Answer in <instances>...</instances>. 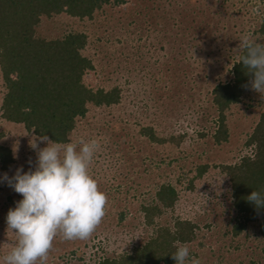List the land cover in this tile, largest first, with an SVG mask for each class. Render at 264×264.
Segmentation results:
<instances>
[{"label":"rangeland","instance_id":"obj_1","mask_svg":"<svg viewBox=\"0 0 264 264\" xmlns=\"http://www.w3.org/2000/svg\"><path fill=\"white\" fill-rule=\"evenodd\" d=\"M263 18L264 0H125L104 7L93 19L65 14L42 19L39 36H87L83 54L93 64L84 76L88 87L120 90L118 104L90 106L69 141L98 139L101 148L89 170L107 194L106 215L88 239L58 236L47 264H98L101 257H116L147 239L152 226L145 224L140 205L162 183L175 187L179 198L174 210L155 222L170 225L180 218L197 224V239L188 244L190 257L201 264H264V239L256 223L236 238L231 235L237 215L220 167L252 154L246 141L264 112V94L249 88L225 111L227 141L216 144L212 138L218 115L212 90L232 80L245 34L264 43L256 33ZM5 91L0 73V104ZM142 129H151L157 139H184L179 145L160 143ZM35 137L2 119L0 110V145L14 158L0 177L13 176L20 166L34 170L30 143ZM198 165L208 169L191 187L188 180ZM21 199L0 182V264L17 243L6 216Z\"/></svg>","mask_w":264,"mask_h":264},{"label":"trees","instance_id":"obj_2","mask_svg":"<svg viewBox=\"0 0 264 264\" xmlns=\"http://www.w3.org/2000/svg\"><path fill=\"white\" fill-rule=\"evenodd\" d=\"M124 3L125 0H0V73L6 90L0 104L1 118L22 125L36 137L47 135L53 141L66 143L75 131L77 119L84 118L90 106L118 104V87L93 89L84 83L86 72L93 69L91 60L83 54L87 42L84 33L46 38L39 36L37 28L44 18L65 14L81 20L93 19L104 7ZM257 28L256 33L264 42V18ZM244 54L241 49L231 69L232 80L219 83L212 90L218 112L212 134L216 144L228 139L225 111L250 88L243 87L252 79L241 61ZM140 133L160 143L179 145L184 139V135L157 139L151 129ZM246 146L253 148L252 154L220 166L229 181L237 215L231 235L236 238L256 223L257 234L264 239V208L257 209L247 200L252 191L264 192V112ZM13 162L11 149L0 145V170H8ZM207 169L208 165L195 167L189 186ZM178 198V191L170 183L158 185L153 198L140 205L145 224L152 226L151 235L116 257H101L98 264H175L171 255L176 251V242H194L199 230L197 224L180 218L170 225L155 222L167 210H174Z\"/></svg>","mask_w":264,"mask_h":264},{"label":"clouds","instance_id":"obj_3","mask_svg":"<svg viewBox=\"0 0 264 264\" xmlns=\"http://www.w3.org/2000/svg\"><path fill=\"white\" fill-rule=\"evenodd\" d=\"M239 46L245 52L242 64L252 76L243 87L264 94V43L245 34ZM30 147L36 152L34 170L30 167L25 172L20 166L13 176L5 173L0 177V182H7L22 196L6 216L7 230L18 239L3 257V264H47L58 236L88 239L107 212V194L89 170L101 148L98 139L61 143L41 135L31 140ZM247 200L257 209L264 208V192L252 191ZM176 243L171 255L175 264H201L190 257L187 243Z\"/></svg>","mask_w":264,"mask_h":264}]
</instances>
